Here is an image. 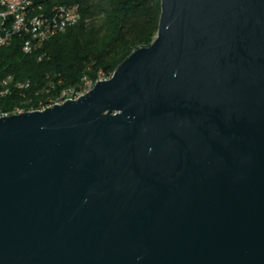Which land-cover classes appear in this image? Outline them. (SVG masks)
<instances>
[{
    "label": "water",
    "instance_id": "95a60500",
    "mask_svg": "<svg viewBox=\"0 0 264 264\" xmlns=\"http://www.w3.org/2000/svg\"><path fill=\"white\" fill-rule=\"evenodd\" d=\"M0 264H264V0H160L108 78L0 117Z\"/></svg>",
    "mask_w": 264,
    "mask_h": 264
},
{
    "label": "trees",
    "instance_id": "16d2710c",
    "mask_svg": "<svg viewBox=\"0 0 264 264\" xmlns=\"http://www.w3.org/2000/svg\"><path fill=\"white\" fill-rule=\"evenodd\" d=\"M34 5L76 6L79 19L31 54L21 51L20 36L0 45V74L29 82L26 97L14 92L0 99L5 110L24 100L36 105L55 99L83 78L110 76L131 51L152 41L160 13V0H34Z\"/></svg>",
    "mask_w": 264,
    "mask_h": 264
},
{
    "label": "bare ground",
    "instance_id": "6f19581e",
    "mask_svg": "<svg viewBox=\"0 0 264 264\" xmlns=\"http://www.w3.org/2000/svg\"><path fill=\"white\" fill-rule=\"evenodd\" d=\"M4 0H0V4ZM59 12V5L51 7L49 10L34 4L25 7L21 12L15 13L13 17H8L1 27V34L4 38L0 39V45H7L13 37L20 36L22 38L21 51L24 54L33 53L40 45L51 38L52 36L64 31L67 27L74 25L79 18L77 9L63 13L58 18L55 15ZM98 80L108 78L109 76L98 75ZM83 78L81 84L76 88L63 89L55 99H49L44 103L30 102L28 106L21 104L13 105L10 110L0 108V117L13 114H20L34 109H45L56 103H61L67 98H77L79 95L87 92L96 82L89 81ZM28 86V80L15 78L11 74H0V99L10 96L14 92H19ZM76 90L77 94H70Z\"/></svg>",
    "mask_w": 264,
    "mask_h": 264
},
{
    "label": "built area",
    "instance_id": "2783aa9c",
    "mask_svg": "<svg viewBox=\"0 0 264 264\" xmlns=\"http://www.w3.org/2000/svg\"><path fill=\"white\" fill-rule=\"evenodd\" d=\"M34 4V0H4L0 4V39L4 38V34H1V27L5 23L8 17H13L15 13L21 12L25 7H29ZM76 6H66L59 5V12L55 15V18H58L63 13L75 10ZM70 94H77L76 90L72 93H67L66 96ZM49 107V106H47Z\"/></svg>",
    "mask_w": 264,
    "mask_h": 264
},
{
    "label": "rangeland",
    "instance_id": "374dc122",
    "mask_svg": "<svg viewBox=\"0 0 264 264\" xmlns=\"http://www.w3.org/2000/svg\"><path fill=\"white\" fill-rule=\"evenodd\" d=\"M79 19V18H78ZM84 79H86V80H89V79H87V78H84ZM106 79V78H105ZM89 81H91V80H89ZM89 81H85L84 83H88ZM29 83V82H28ZM28 87V86H27ZM27 87L25 88V89H27ZM25 89H23V90H21V91H19V92H17L18 93V96L19 97H26V94L24 93V91H25ZM70 98V97H69ZM25 99V98H24ZM29 103V101L28 100H24V102H20V103H18V104H21L22 106H25L26 104H28ZM52 106V105H51ZM25 107H27V106H25ZM50 107V106H49ZM34 110H41V109H34ZM32 111V110H31Z\"/></svg>",
    "mask_w": 264,
    "mask_h": 264
}]
</instances>
